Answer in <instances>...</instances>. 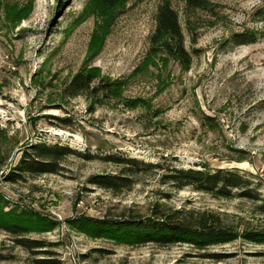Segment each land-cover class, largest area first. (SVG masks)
I'll return each mask as SVG.
<instances>
[{
	"label": "rangeland",
	"instance_id": "1",
	"mask_svg": "<svg viewBox=\"0 0 264 264\" xmlns=\"http://www.w3.org/2000/svg\"><path fill=\"white\" fill-rule=\"evenodd\" d=\"M191 9L172 0L191 65L150 56L162 0H0V209L40 215L56 228L31 233L64 264H264V0H207ZM254 33L251 45L235 34ZM119 82L116 95L65 98L82 68ZM56 143L91 156L66 158L58 174L5 177L31 144ZM183 169L237 170L261 201L179 190L164 171L135 175L119 193L90 183L120 175L108 158ZM144 168V167H141ZM156 210L211 211L239 238L198 251L188 245L130 246L70 226L81 217L115 222ZM0 231V264H30V255ZM221 255V261L207 258Z\"/></svg>",
	"mask_w": 264,
	"mask_h": 264
},
{
	"label": "trees",
	"instance_id": "2",
	"mask_svg": "<svg viewBox=\"0 0 264 264\" xmlns=\"http://www.w3.org/2000/svg\"><path fill=\"white\" fill-rule=\"evenodd\" d=\"M65 1V0H63ZM191 9H209L207 0H183ZM172 0H162L159 6L156 29L151 36L150 56L165 55L168 59L179 62L182 67L189 68L191 56L185 48L184 36L178 13L172 7ZM258 39L254 33L235 34L231 41L236 45H251ZM121 89L119 82H104L98 80L94 68H82L72 80L65 85L62 96L77 98L80 96L116 95ZM71 156L92 160L91 156L82 155L68 146L56 143L52 146L45 143L31 144L23 151L22 157L13 170L5 177L7 182L18 183L26 175L41 176L58 174L62 170V162ZM123 167L120 175H95L90 183L115 193L131 188L135 183V175L154 170L164 171L162 180L179 190L187 188L195 192L211 194L221 198H244L251 201H261L258 192L251 189V182L237 170L218 169H183L164 167V165H147L135 159L108 158ZM144 167V168H141ZM264 210V207H263ZM70 226L82 233L93 237L111 240L119 244L143 246L148 244L160 247L188 245L198 251L224 245L236 241L239 234L227 226L219 214L211 211L173 210L164 212L156 210L151 217L142 219L130 217L125 220L110 222L81 217L69 221ZM56 228L54 222L47 221L40 215L16 209L3 211L0 209V231L14 237V243L30 255V264H64L59 254L47 249L48 244L43 240L26 238L31 233H44ZM247 241L264 244V231H252L244 235ZM207 258L221 261L224 257L209 254ZM2 258L0 260H5ZM183 264V263H180Z\"/></svg>",
	"mask_w": 264,
	"mask_h": 264
}]
</instances>
